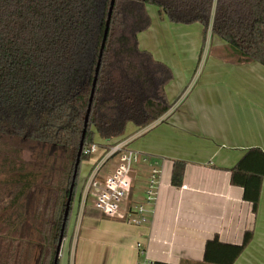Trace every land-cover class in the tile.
<instances>
[{"label": "trees", "instance_id": "16d2710c", "mask_svg": "<svg viewBox=\"0 0 264 264\" xmlns=\"http://www.w3.org/2000/svg\"><path fill=\"white\" fill-rule=\"evenodd\" d=\"M110 1L0 0V184L12 192L0 209V264H54L89 103L85 146L121 138L127 123L143 128L172 107L170 68L140 45L151 26L147 4L170 22L200 23L236 63L264 66V0H114L103 42ZM25 150L34 159L25 161ZM88 158L80 153L71 201ZM184 168L185 161H172L173 186L182 185ZM263 178L257 146L230 168L253 213ZM39 182L41 202L31 206ZM35 233L41 243L31 241ZM252 236L245 230L240 243L207 239L202 264H233Z\"/></svg>", "mask_w": 264, "mask_h": 264}, {"label": "crops", "instance_id": "0c3cea01", "mask_svg": "<svg viewBox=\"0 0 264 264\" xmlns=\"http://www.w3.org/2000/svg\"><path fill=\"white\" fill-rule=\"evenodd\" d=\"M154 12L161 22L168 20ZM187 88H171L170 93L168 88L172 107L160 119L122 136L148 155L143 164L147 176L153 162L160 169L147 221H125V206L111 218L90 199L81 206L83 182L99 156L95 152L69 205L57 264H202L207 239L217 235L220 241L240 243L245 230H252V239L233 264H264V178L256 213L243 199L242 188L230 182V168L249 147L264 150V98H252L264 86H197L183 98ZM175 159L185 161L179 187L170 183Z\"/></svg>", "mask_w": 264, "mask_h": 264}, {"label": "rangeland", "instance_id": "374dc122", "mask_svg": "<svg viewBox=\"0 0 264 264\" xmlns=\"http://www.w3.org/2000/svg\"><path fill=\"white\" fill-rule=\"evenodd\" d=\"M147 11L153 19V25L139 34L140 45L150 51L155 59L162 61L170 68L172 79L166 85L168 99L171 88L176 89L178 86L188 87L183 94V98L186 97L191 88L197 86H264L263 65L257 62L236 63L226 54L224 50L226 47L225 43L217 36H211L210 30L204 33V28L200 23L181 24L170 22L166 19L161 22L154 12L156 11L157 13L158 7L152 4H147ZM252 98L253 100L263 99L264 89L253 91ZM133 129H135L134 125L129 122L126 125L125 133L131 132ZM100 141L96 138L95 143L100 145ZM130 146L134 149L131 144ZM95 152H98L99 155L101 148L98 147ZM22 158L25 161L34 159L28 150L22 152ZM87 160L89 158L82 160L79 165L76 187L85 170L87 169L88 171L89 169ZM143 164L146 163L135 165L137 174L133 181L132 192L129 198L127 196L122 201L121 209L127 202H130L131 205H136L144 199V187L148 169L146 170L147 166ZM4 175V173L0 172V178ZM42 185V182H39L38 188L34 186L30 190L31 194L28 203L31 206L36 205L37 201L38 203L41 202L38 196L43 194V188H40ZM10 190L6 184H0V195H4L3 198H0V209L5 203H8L9 196H12V192L9 193ZM11 210L9 209L8 211L10 212ZM0 212L3 211L0 210ZM31 238L32 242L41 243L39 235L36 233ZM36 251L38 252L34 248L35 255ZM2 253L5 254L4 249L0 252V257H4L1 256Z\"/></svg>", "mask_w": 264, "mask_h": 264}, {"label": "built area", "instance_id": "2783aa9c", "mask_svg": "<svg viewBox=\"0 0 264 264\" xmlns=\"http://www.w3.org/2000/svg\"><path fill=\"white\" fill-rule=\"evenodd\" d=\"M160 119V118H159ZM158 120V119H157ZM132 139L121 137L109 142L93 143L90 146L83 145L81 152L94 153L101 148L99 156L92 163L80 192V204L84 206L90 199L105 217H115L120 213L121 203L125 197L131 195L133 181L136 176L135 165L148 163V155L137 149H133ZM160 169L157 161L150 165L146 184L144 187V199L136 205L130 202L124 204L125 221L139 225L147 221L148 207L155 201ZM123 208V207H122ZM137 264H151L147 260Z\"/></svg>", "mask_w": 264, "mask_h": 264}, {"label": "water", "instance_id": "95a60500", "mask_svg": "<svg viewBox=\"0 0 264 264\" xmlns=\"http://www.w3.org/2000/svg\"><path fill=\"white\" fill-rule=\"evenodd\" d=\"M113 4H114V0H111L110 1L109 11H108V16H107V21H106V28H105V32H104L103 42H104L105 37H106V34H107L108 23H109L111 11H112V8H113ZM97 70H98V66L96 68V72H97ZM94 83H95V78H94V81H93V85H94ZM92 94H93V88L91 90V95H90L89 101L92 100ZM89 111H90V103H89V107L87 109V113L85 115V123H84L83 132H82V139H81V142H80V145H79L80 146L79 147V153H78L77 160H76V163H75V170H74V173H73V176H72V183H71L70 188H69V196H68V199H67V202H66V206H65L64 221L62 223L60 235H59L58 242H57L56 255H55L54 264L57 263V259H58V255H59V250H60L61 242H62V239H63V230H64V227H65V221H66V218H67V215H68V211H69V205H70V202H71L72 189H73L74 179L76 177V169H77V166H78L79 160H80V153H81L82 146H83V136H84L85 126H86V123H87Z\"/></svg>", "mask_w": 264, "mask_h": 264}]
</instances>
